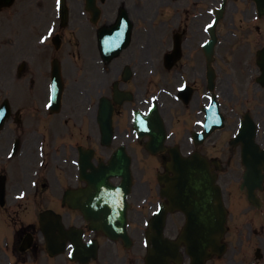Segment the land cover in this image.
<instances>
[{"label": "flooded vegetation", "instance_id": "flooded-vegetation-1", "mask_svg": "<svg viewBox=\"0 0 264 264\" xmlns=\"http://www.w3.org/2000/svg\"><path fill=\"white\" fill-rule=\"evenodd\" d=\"M76 3V12L74 14V20L78 29L84 32V40L87 48V54L81 65H77V69H82V79L78 80L77 76L73 71L72 84L75 93L71 95V102L67 111L68 115V138L72 143L76 142V147L83 145L86 148L92 147V144L87 140V136H91L93 139L98 138V100L100 96L94 95L95 101L92 108L89 110L88 107L91 105V93L92 88L100 86L105 83L103 76L98 71L97 67L93 65V61H102L100 52L98 50V30L103 26H110L113 24L120 15L128 17L132 26H134L133 19L136 20L137 24L147 26L149 31L148 34V48L145 50L146 58L149 63V67L153 66L155 60L158 61L159 55L156 54V46L162 48L161 61H158L160 66L158 69L164 71L158 76L159 81L163 84L164 91L161 93L159 87L156 86L155 77L150 76L148 85L152 90L149 92H137L136 87L132 92V102H126L121 105H114L112 110V121L114 127H116V137L110 148H104L105 150L112 151L121 145L126 146V150L131 157L132 168L134 171L135 163L137 164L138 150L142 148V141H139L130 128L127 113L132 108H135V104L140 106L142 109H146L145 102L150 104V100H156V105L160 115L163 119L164 126L167 131V144L171 145L181 140H187L190 138L191 131L200 130V128L194 127L195 121L203 120L204 105L206 103V97L209 94L215 96V100L218 104V109L224 117L225 129L221 133H215L211 135L200 147L199 151L211 161H218L220 169L212 166L213 171L218 172L220 184L223 187L224 197H228L225 203L228 210L227 220V233L225 236L226 242H229L231 246V263L230 264H264V182L263 188L260 194L261 203L258 208L252 206L246 199V193H237L238 188L234 191L235 185H237L243 174L244 168L240 162V147H232L230 145V137L228 133L237 130V126L244 117L245 114L252 118L254 124H256V141L260 147L264 148V87L257 83V76L259 70L256 66V51L259 48L264 47L263 39H257L256 42L259 47L252 51L250 59L253 62L254 68L246 52L242 55L239 52L243 51L246 46L249 52L251 34L257 36L264 35V28H259L256 24L250 25L252 16L257 12L255 4L251 0H96V5L99 8V15L94 19V15L85 8V1L81 4ZM223 4L221 12L220 22L225 24L227 32H224L220 39V47L225 48V52L218 55V51L214 50L212 57L206 58L203 55L200 46L195 49L194 43L200 41L201 37H205L202 34V26L206 23L208 18L206 17V11L211 10L215 12ZM90 12V13H89ZM188 13H196L200 16L195 21V37L188 36V23L186 15ZM199 13V14H198ZM155 15L162 16L163 22L158 24L157 33H155ZM218 26V25H217ZM216 30L218 28L216 27ZM235 31V32H234ZM254 31V32H251ZM230 32H234V37L231 36ZM209 36L207 37V39ZM136 39L131 33L130 42H135ZM93 44V47H92ZM175 44L180 48V59L175 63L169 61L163 62L164 55H171L174 51ZM254 44V43H253ZM251 44V45H253ZM233 46L237 48L232 49ZM190 53V54H187ZM144 54V55H145ZM166 57V56H165ZM168 56L166 57V59ZM172 64V66H169ZM105 67V66H104ZM214 77L212 78L211 93L209 92L208 75L210 71ZM113 72L115 77L119 80L118 86L125 90H129L127 86H130L132 82V74L124 72V68L120 69V66L114 65ZM88 74V75H86ZM182 78L185 82V86H191L192 91L188 94V90L180 92L175 91L176 76ZM94 78L92 79L91 78ZM123 78H126L125 80ZM156 86V90L155 89ZM113 84L109 88L112 91ZM103 87L101 88L103 93ZM101 93V94H102ZM148 93V94H147ZM144 95L146 98H144ZM96 96V97H95ZM143 96V97H142ZM140 98L137 101L136 98ZM188 97L189 101L187 104L183 103L184 98ZM96 104V107H95ZM95 108V109H94ZM20 114L13 119L16 126H19L13 131V135L16 133L25 134L26 130L21 126L23 119L20 118ZM118 126L122 128V132L118 131ZM12 135V132H9ZM6 135L5 140L0 142V179L4 176L6 184L8 181L14 179L10 175H13V170L10 166L17 162L19 164V170L24 173V165L22 159L13 161L15 157H11V160H4V153L8 150H13L14 142L16 139L19 140V146L17 151L20 153L23 147L30 149L29 157H34V161L38 160L37 157V142L29 141L28 139L20 140L14 138L10 145L9 137ZM53 135H58L54 133ZM24 136V135H23ZM135 137V143L131 144V140ZM232 137V136H231ZM227 141V144H226ZM63 149V147H61ZM94 156L96 161L101 162L105 160L103 157L104 150L100 148L99 151L94 148ZM56 152V150H55ZM98 154L100 159L96 157ZM63 160L68 163L72 157L71 154L66 152L61 153ZM167 157V153L158 155V163ZM56 161L58 156L54 155ZM32 159V160H33ZM67 179L71 188H79L83 184L79 181L76 176L78 173L76 168L66 167ZM219 170V171H218ZM24 182V177L21 178ZM42 180V178H40ZM46 182V180H44ZM44 186V183L42 184ZM149 193L151 192L150 184L148 185ZM233 191L234 199H231V191ZM7 191V190H6ZM145 188L137 189L134 191L132 196L135 199H139L144 195ZM228 192V193H226ZM36 200L39 196L36 192V188L32 193ZM51 196L55 202L58 193L55 188L51 190ZM147 197V195H145ZM21 204L12 202L8 198V193H5V199L3 205L0 206V221L11 219L17 216V209ZM68 209V208H67ZM70 222L73 217L75 218V226L80 228L84 232V239L86 243H90L92 239H96L100 242L104 238L99 233H91L87 230V225L83 218L67 210V221ZM64 215V216H65ZM37 218V216H35ZM34 218V219H35ZM130 218V216H129ZM33 218L31 220H34ZM69 224V223H68ZM71 226V225H68ZM177 226L175 224L166 227V233L173 235L176 231ZM245 230L247 238V245L245 250L242 248V244L239 246H233L237 244V240H241ZM27 249H22L21 246L28 244ZM228 244V243H227ZM104 245V244H103ZM71 243H66V251L70 250ZM103 248V247H102ZM101 248V249H102ZM107 252V259L113 260V252L110 248L104 247ZM72 249V248H71ZM3 251L0 248V264H4L5 260H13L14 263H32V264H80L70 263L66 255H59L55 257H49L45 252V242L39 235L37 224L22 225L14 230L11 236V244L4 248ZM11 255L13 258H11ZM58 260H61L60 263ZM127 261L124 257L121 258L120 264H125ZM253 262V263H251ZM88 264H95V262H89ZM109 264H116L110 262Z\"/></svg>", "mask_w": 264, "mask_h": 264}, {"label": "rangeland", "instance_id": "rangeland-1", "mask_svg": "<svg viewBox=\"0 0 264 264\" xmlns=\"http://www.w3.org/2000/svg\"><path fill=\"white\" fill-rule=\"evenodd\" d=\"M75 1L76 0H68L69 7H75ZM75 12L76 10L71 12V24L68 29L60 33L64 43L58 53L55 51L52 52V47L49 43L42 46L38 45V38L44 32L51 17V11L49 12V0H17L12 9L0 14V101L2 98H9L13 103V110H19L23 122H26L27 124L25 126V130H28L25 134L26 138H29L30 136V126L35 123L34 119L40 118L41 116V107L45 99L47 60L50 55H53V53L62 58V60H60L64 63L63 74L68 84V89L66 88V99L68 100V98L75 93L72 81L76 76L71 72L72 67L82 64L85 55L87 54L84 32L78 29L79 26L76 25L74 20ZM260 26L261 28H264V24L261 23ZM263 37L264 35L260 36L261 39H263ZM251 38L258 39L255 34H251ZM40 47L43 48L36 50ZM251 50H253V47ZM251 50L246 52L245 49L246 54L251 55ZM25 57L29 59L32 57H39V59L36 62H33L30 66V73L29 70L27 72V74H29L28 78H34L38 75L37 86L31 91L26 92V89H24L21 82V80L25 81V86H27L28 78L26 74L20 81H18L19 83L16 87L13 88L14 85L11 86L8 96V94H5L3 91L2 82L6 81L10 75L12 76L16 74L18 65ZM146 66V64H142L139 67L140 70L138 72H145ZM74 73L80 77L78 80L79 85V81L82 79L81 77H84V74L82 75V69L79 68ZM84 78H86V76ZM20 88L23 90L22 93ZM26 88H28V86ZM18 91L19 93H17ZM25 97L30 104L27 101H23ZM58 123H60V121L55 120L53 127H48L50 130L48 137H51V140L54 139L57 141L55 135L51 136L52 130L53 132L66 130L65 127L62 128ZM55 175L62 179L63 172L57 171ZM104 257L105 253L103 255V261L100 264H104ZM229 260L230 254L221 264H227Z\"/></svg>", "mask_w": 264, "mask_h": 264}, {"label": "water", "instance_id": "water-1", "mask_svg": "<svg viewBox=\"0 0 264 264\" xmlns=\"http://www.w3.org/2000/svg\"><path fill=\"white\" fill-rule=\"evenodd\" d=\"M173 172L172 178H163L169 187V197L171 207H176L182 210L188 219V224L183 231L180 241H184L187 246V253L191 256L193 264H202L204 258L211 253L218 251L219 239L223 230V212L221 211L220 202L218 205V213L213 217V221L205 216L210 214L207 210L211 204L212 193L216 191L211 187L212 176L208 173L203 161L198 157H193L190 160H183L177 154L172 156V162L168 165ZM110 192V191H109ZM105 195V194H104ZM110 197L111 194H108ZM169 207H163L162 213L155 217L151 223L152 229L158 230L157 221L161 219L164 212ZM113 208L107 202L108 221L106 225V233L110 236H124V211L122 208L115 209V215L118 219L114 222L109 221L111 215L114 214ZM91 211L92 209H87ZM98 218L99 208L96 211H91ZM201 215L203 217H201ZM198 226L202 232L198 230ZM98 227V226H97ZM149 241L153 244L154 249L151 250L158 259L167 262L168 257L176 255V246L168 241H165L160 233L157 236L149 237Z\"/></svg>", "mask_w": 264, "mask_h": 264}]
</instances>
